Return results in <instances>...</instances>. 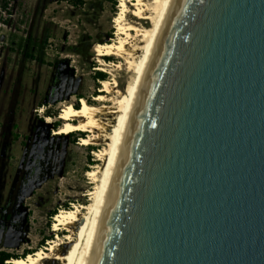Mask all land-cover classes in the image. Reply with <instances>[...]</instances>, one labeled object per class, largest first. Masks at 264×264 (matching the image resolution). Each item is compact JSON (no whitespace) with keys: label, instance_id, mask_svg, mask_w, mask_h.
I'll return each instance as SVG.
<instances>
[{"label":"water","instance_id":"water-1","mask_svg":"<svg viewBox=\"0 0 264 264\" xmlns=\"http://www.w3.org/2000/svg\"><path fill=\"white\" fill-rule=\"evenodd\" d=\"M77 264H264V0H170Z\"/></svg>","mask_w":264,"mask_h":264},{"label":"rangeland","instance_id":"rangeland-1","mask_svg":"<svg viewBox=\"0 0 264 264\" xmlns=\"http://www.w3.org/2000/svg\"><path fill=\"white\" fill-rule=\"evenodd\" d=\"M115 1L10 0L5 11L0 0V198L8 190L16 191L30 154V162L36 164L20 237L4 235L6 230L0 233V251L26 259L30 252L47 249L58 235L64 243L59 253L68 251V232H53V218L60 210L90 203L87 194L95 186L86 173L102 162L93 156L98 147L79 144L84 133L54 136L53 130L62 123L64 105L79 107V97L97 104L93 98L102 80L95 78L96 72L104 73V80L115 79L119 91L132 77L124 69L112 67L110 72L100 67L92 51L96 43L116 41L113 18L119 13V0ZM127 18L149 26L132 13ZM102 59L119 62L114 56Z\"/></svg>","mask_w":264,"mask_h":264},{"label":"bare ground","instance_id":"bare-ground-1","mask_svg":"<svg viewBox=\"0 0 264 264\" xmlns=\"http://www.w3.org/2000/svg\"><path fill=\"white\" fill-rule=\"evenodd\" d=\"M170 0H119V13L113 18L116 41L110 43H96L93 45L97 62L100 67H112L125 70L132 77L124 86L123 91L117 89L115 79L113 82L102 80L99 94L93 101L97 104H88L84 98L79 99V107L71 104L62 107L60 127L54 130V136L69 135L72 132H82L81 146H96L93 156L101 165H95L86 176L94 184V189L87 195L90 203L74 206L70 210H60L53 218L52 231L58 232L62 228L68 233L65 235L68 242V251L59 253L64 243L59 238L49 241L47 249L36 250L32 255L27 254L26 259H10L12 264H43L45 261H58L59 264H77L82 241L94 210L98 195L105 179L115 147L122 131L132 99L139 83L154 37L169 5ZM132 8V10L130 9ZM132 13L137 20L148 22L144 27L141 22L129 20ZM143 23V22H142ZM114 56L119 59L117 64L106 63L102 57ZM99 70V69H97ZM108 73L112 75L111 73ZM42 112V110L40 111ZM51 123V118H47ZM103 147H100V145ZM77 226L75 230L73 227Z\"/></svg>","mask_w":264,"mask_h":264},{"label":"flooded vegetation","instance_id":"flooded-vegetation-1","mask_svg":"<svg viewBox=\"0 0 264 264\" xmlns=\"http://www.w3.org/2000/svg\"><path fill=\"white\" fill-rule=\"evenodd\" d=\"M32 50H35L34 44L32 45ZM28 58L32 57L31 53H26ZM16 61V60H15ZM16 62L13 63V70L15 69ZM14 72V71H13ZM12 76V75H11ZM12 78V77H11ZM14 81L12 86H14ZM14 91V88L11 89ZM58 98V97H57ZM55 124L52 125L54 127ZM54 132V130H53ZM31 153V151H30ZM36 155V160L38 159ZM30 156H28L26 160L25 171L22 173V177L20 179V184L18 187L6 193L5 198H0V233L6 230L4 235H8L9 237H17L19 239L20 233L24 227L25 217L27 215V205L25 203V199L28 196V192L30 189L31 178L35 173V163L30 162Z\"/></svg>","mask_w":264,"mask_h":264},{"label":"trees","instance_id":"trees-1","mask_svg":"<svg viewBox=\"0 0 264 264\" xmlns=\"http://www.w3.org/2000/svg\"><path fill=\"white\" fill-rule=\"evenodd\" d=\"M9 1L10 0H4V2L1 4L2 9H4V10L7 9ZM115 2L116 1L114 0L113 3H115ZM95 78L97 80H104L105 79V74L101 73V72H96L95 73ZM80 98H82V97H79V99ZM75 108H78V105H75ZM51 216H52V214H51ZM46 240H48V238ZM42 243H41V246H43ZM26 253H29V252H26ZM30 253H33V252H30ZM23 257H24L23 255H21L20 257H17V256H13L12 254H10L8 252L0 251V264H5L4 263L5 261H8V260L13 259V258H23Z\"/></svg>","mask_w":264,"mask_h":264},{"label":"built area","instance_id":"built-area-1","mask_svg":"<svg viewBox=\"0 0 264 264\" xmlns=\"http://www.w3.org/2000/svg\"><path fill=\"white\" fill-rule=\"evenodd\" d=\"M1 9H2V7H1ZM3 10H4V9H3ZM5 11H6V10H5ZM4 263H5V264H9L10 262H8V261H5Z\"/></svg>","mask_w":264,"mask_h":264},{"label":"clouds","instance_id":"clouds-1","mask_svg":"<svg viewBox=\"0 0 264 264\" xmlns=\"http://www.w3.org/2000/svg\"><path fill=\"white\" fill-rule=\"evenodd\" d=\"M10 264H12V263H10Z\"/></svg>","mask_w":264,"mask_h":264}]
</instances>
